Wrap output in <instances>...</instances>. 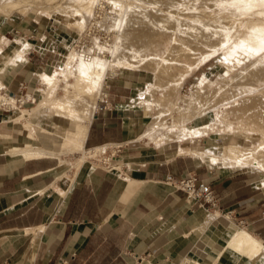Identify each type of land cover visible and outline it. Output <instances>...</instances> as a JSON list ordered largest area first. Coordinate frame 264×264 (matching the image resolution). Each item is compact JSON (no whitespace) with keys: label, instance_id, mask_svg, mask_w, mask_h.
Returning <instances> with one entry per match:
<instances>
[{"label":"crops","instance_id":"crops-1","mask_svg":"<svg viewBox=\"0 0 264 264\" xmlns=\"http://www.w3.org/2000/svg\"><path fill=\"white\" fill-rule=\"evenodd\" d=\"M15 30L24 35L18 39L25 44L24 54L8 58L0 70V87L35 96L37 80L49 75L65 44L54 39L46 22L2 24L0 35ZM149 82L142 72L120 70L99 90L84 147L104 146L107 153L113 152L111 145H120L109 154L120 170L86 162L72 170L60 162L64 154L25 158L10 153L14 145L39 146L37 127L63 134L72 124L33 112L29 121L35 135L29 137L24 123L0 106V264H264L225 249L239 228L219 216L221 210H234L247 223L240 229L264 243V174L213 163L174 142L140 139L150 116L142 105L144 91L137 94ZM204 137L182 146L217 148ZM187 172L210 185L219 199L217 208L188 203L166 182L168 175L179 178Z\"/></svg>","mask_w":264,"mask_h":264},{"label":"rangeland","instance_id":"rangeland-1","mask_svg":"<svg viewBox=\"0 0 264 264\" xmlns=\"http://www.w3.org/2000/svg\"><path fill=\"white\" fill-rule=\"evenodd\" d=\"M5 1L7 2L8 0ZM5 1L2 0L3 4H5L4 3ZM10 1H14V0H10ZM15 1H19V0H15ZM31 1L32 3L35 1L33 3L34 5L32 3L27 4ZM37 1L20 0V3L22 2L24 3V4L23 3L20 4L23 5L21 7L23 9L21 10L22 12L18 11L19 9L18 10L15 9V11L14 10L10 11L11 10L10 8L9 9L6 8L5 12H2L0 9V26L2 24L3 25L7 23L10 24V22H14L15 24H18L21 20H26L28 22H33V20H38V22H46L48 26L51 28V33H53L54 39L63 41V43L65 44L63 50H59L61 52V56L59 57L58 62L54 63V68H50L49 72L46 73V74L55 73L56 75L58 73L57 75L58 77L54 79V83L52 85H50L51 83H49V85L51 86L50 87L48 83L41 84V79H42L41 77L43 75L40 76V80L38 79L36 82L37 83L36 87L38 92H36L34 96L35 98L34 103L27 102L20 107L16 104V101H14L13 99L19 96H24L25 94L28 93L24 92L22 94L15 96L13 94L8 93L6 90H1L0 87V96H2L4 100L6 99L5 101L0 100V106L5 107V109L8 110L7 113H10L11 119L17 117L16 120L22 121L24 123L29 137H33L35 135V129L33 125L30 123L29 118H27L24 115V113L27 112L33 114V112L44 111L45 113L50 115L54 114L56 116L70 120L69 122H71L72 127L69 129L72 130L75 127V123L70 118H67L59 114H55L53 112L49 113L48 110L46 109L47 107L46 108L42 107L41 104L47 100L46 96H48L45 93L43 94L42 91L48 89L47 91L54 94L56 97L62 96L64 94L63 88H65L66 83L75 81V77L73 76L72 73L70 77L69 72L71 71V68L79 69V67H81L82 65L81 64L82 62H80V66H78L79 61H82L83 59L84 60L87 59L88 56V59L90 60H93L95 58L93 61L98 62L99 60L101 64L102 63L107 64L105 76L101 81L102 84L100 86V93L101 90L106 86L105 85L106 81L113 74H116L120 70H135L138 72H142L148 76L150 82L147 83L146 86L142 87L140 91H138L137 96H140V93L144 91V94L142 96V105L145 107V109L148 107H154L152 104L155 103V104H159V108L165 114L164 116L161 117V120L156 122L155 124L156 128L154 129V132L151 133L150 135H147V130H149L148 126L152 121V119L150 118L152 117L146 111L147 114L150 116V118H148V123L146 124L145 130L140 139H143L148 143L151 142L154 144L158 143V144L169 145L170 143L174 142L177 145L178 149H179V145L185 150L192 149L191 151H189L190 154H194L195 152L193 153V150H197V152H205L204 155L208 154L210 156L212 155L210 154V152H212L213 154H216L218 156L221 155L222 157H226L225 153L228 152L227 150L230 149L231 146L229 145L231 144H241V146L245 148H251L259 145V143L261 142L264 143V138H262L261 136L262 135L261 132L262 130H264V121L259 124L258 123L254 124L252 118L245 116L242 113L236 115L229 113L230 115L229 117H227V120L228 122L232 121L231 122V124L233 125L231 126L232 128L231 127L227 129L225 128L224 131L218 132L219 134L209 133L207 137H204L208 141L212 142L210 144L216 145L217 148L215 149H204V148L196 149L191 147L189 148L184 147L182 146V143H188L192 140H198L201 138H194V139L180 138V140H177L174 138L169 139V136L167 135V131L169 129H175L180 125H182L183 121H181L180 118L182 114L185 115L187 119V121H185V124L183 125H185V127L187 128L193 129L207 122H210L211 117L215 115V111L222 113L223 112L222 103H225V105H227L226 108L227 111L233 109V105H232L233 102L228 100L230 95L227 88H230V85H232L230 88L231 90L229 89L231 92L234 86L235 88L239 87V85L241 84L239 83V81H237V84H236V80H234L235 83H230V82L232 81V78L237 74L245 73L247 67L248 68L250 67L249 68L250 70L248 69L247 71L249 72V75L246 76L247 77L246 79L245 78L242 79V86L244 85L248 86L250 83H252V87H255L254 91L252 92L255 94L258 93L264 95V77H263L264 76V0L263 1L251 0L249 2L247 0H243L241 1V3L238 2L237 0V3L239 4H236V2L233 0H209L206 4L203 3V0H176L173 3H169L168 5L167 3L165 4V2L160 5L159 4L152 5L148 2L147 3L144 2L145 3L144 4L139 0H123L124 3L121 2V4H123L121 5V10L115 9V7L110 5L111 4L110 2L115 0H99V1L79 0V2L78 0H64V1L37 0ZM82 1L90 6L81 9L80 2ZM59 2L61 3L58 4ZM76 3H78L79 5ZM3 4L2 3L0 4V8L1 6H3ZM124 4L138 6L140 10L144 9V11H146V13L144 12L146 15L147 14L148 15L157 14L164 16L171 15V17L174 19L176 18L191 19L196 17L203 19L204 17V19L210 21H218L219 24L222 23L220 25L225 26L228 29L227 30L228 32H226L227 34L225 38L221 36L213 37L211 42H209L210 44H212L211 48L206 47L205 43H203L202 45H199L198 51L196 54H194V56L190 57L189 59H185V56H182L181 60L179 61V64L181 65V71L188 72V77L180 86L174 88V90L171 91L172 92L171 94L167 95L166 97H162L158 95V91H151L149 88V84L153 83L155 78L154 72L151 69L142 66H133V65L119 66L118 65L119 63H117L118 61L115 60L116 58L114 59L113 56L111 57L110 50H108L113 48L114 44H116L115 42L117 41L116 40L117 36H115L117 35V28L113 24L112 17L118 18V16L122 14L121 13L123 11L122 8L125 7ZM70 5L72 6L78 5L79 8L71 7ZM155 8L157 9L156 12H155ZM73 10H75L74 13ZM116 10H118L119 12L118 11L116 12ZM4 13L6 16L4 15ZM180 30H178L179 33L177 32V35L182 36L186 32L187 26L181 27ZM144 35L148 39H151L154 42V44H159V46L163 51L169 50L170 48H173L174 46L178 45L176 44L177 41L171 40L170 36H167L166 34L162 35L157 33L154 34L150 32H145ZM19 37L23 38L24 35H22V32L18 30H15L13 32L11 31V33L7 34L6 36L0 35V48L3 47L2 50L0 51V70L2 69V67H5L6 61L8 60L9 57L15 54L17 48L21 44H24L22 40H18ZM13 40H17V42H14ZM130 52L134 53V50ZM95 53H97L98 55L97 54L95 55ZM93 54L95 56H93ZM20 57L22 58L23 55L22 56L20 55ZM96 58L99 59L96 60ZM66 66L70 68V70H68L69 72L66 71L67 70ZM253 66H255V68H253ZM175 69H179V67L175 66ZM7 70H9V68H7ZM62 72L64 75L62 74ZM67 72L69 76L67 75L66 78L65 75L67 74ZM204 76H206L208 79L211 80V85L210 83H207L208 89H205V91L203 90V93L201 92L199 95L195 96L194 98H191L190 92L192 87L194 86V84H198L201 81L202 77ZM253 77L254 79L256 78V80H254ZM252 79L254 80V82L256 81L255 84ZM42 82L44 81L42 80ZM245 82H247V84ZM257 83H259L260 85L256 86ZM59 86H61V88ZM233 91L234 92L238 91V89ZM242 92L243 95L241 96L237 95L238 98L236 97V99H240L239 97L246 98L248 97V95H253V93H251L250 91L249 93L248 92L244 93V91ZM210 96L212 100L215 101L214 103H216L217 105L215 109L217 110L206 112L207 110L206 111L204 110L205 107L200 108V106L197 105V102L200 101V99L202 98L206 99L207 97ZM178 104H180L181 108L186 106L185 107L186 109H184L185 111L178 110L176 107L178 106ZM201 109L203 110L201 111ZM187 110L188 111L190 110L189 113ZM197 111L198 112L200 111V113H198ZM198 117L201 118L202 120L196 119ZM198 120L201 121L199 122L200 125L193 127V125L196 124ZM238 125L241 126L240 129L238 128ZM216 126L217 128H220L222 126V123L220 124L217 123ZM37 129L40 132H42L39 133L40 134L39 146L48 148L46 150H51L54 151L56 154H58V156L54 155V157L57 156L60 158V155L64 152L65 157L63 158V160H60V162L62 164L63 163L71 164L72 170L78 168L80 164H82L83 162L89 163L91 165H93L94 163L96 167H104V168L107 167L108 169L105 168L107 170L110 169L112 170L113 167H114L113 170H117V168L119 170L121 167L113 163L111 159H108L109 158L108 156H110L109 154H111L112 151L107 152L105 156H102V153H100V155L99 153H97L98 155L92 157H91V153L88 152L86 153L82 149H80V151L79 149H77L69 152L70 150L69 148L68 149L62 148L64 144L61 135H63L64 133L60 134V133L48 132L46 129L43 130L41 127H37ZM144 134L146 136H144ZM22 145L24 144L14 145V146H22ZM85 149L89 150L90 148L85 147ZM195 154H197V156L202 157L200 153H195ZM82 155L84 156L83 158ZM80 157L82 159H80ZM255 165L256 167H253ZM255 165L252 163L249 165H246V163L241 165L238 164L236 161H233L231 167L242 166L244 167L245 170L246 169L256 170L258 172H262L261 174H264V165L263 166H259L258 164Z\"/></svg>","mask_w":264,"mask_h":264},{"label":"bare ground","instance_id":"bare-ground-1","mask_svg":"<svg viewBox=\"0 0 264 264\" xmlns=\"http://www.w3.org/2000/svg\"><path fill=\"white\" fill-rule=\"evenodd\" d=\"M3 1H5V0H3ZM60 1H64V0H60ZM139 1L142 3L148 2L152 5L153 4L154 5H156V4L160 5V4L165 2V4L167 3V5H168L169 3H173L176 0H139ZM208 1L209 0H203V3L206 4ZM233 1H235L236 4H239V3H237V0H233ZM241 1H243V0H240V1L238 0V2H240V3H241ZM247 1L249 2L251 0H247ZM247 1H244V2H247ZM78 2H79V0H78ZM121 2L124 3L123 0L111 1L110 5L115 7V9L121 10V5H123V4H121ZM1 3L3 4L2 0H0V4ZM4 3L5 4H3V6H1V8H0L2 12H5L6 8H8V9L10 8L11 9L10 11H12V10L15 11V9H17V10L19 9L18 11L23 10L21 8L23 5H20L23 2L20 3V0L19 1L8 0L7 2L5 1ZM30 3H32V1L27 3V4H30ZM60 3L61 2H59L58 4H60ZM73 3H74V1H73ZM76 4H78V3H76ZM246 4H248V3H246ZM78 5H74V6L70 5V6L75 7V8L76 7L79 8ZM138 5H141V4H138ZM88 6H90V5H88L87 3L83 2V1L80 2V8L81 9L84 7H88ZM124 6L125 7L122 8L123 9V11L121 12L122 14L119 16L117 15L118 18L112 17L113 24L117 28V35H115V36H117V39H116L117 41L115 42L116 44H114V47L112 45L113 48L108 49V50H110L111 57L113 56L114 59L116 58L115 60L118 61L117 63H119L118 64L119 66H125V65L131 66V65H133V66H142V67H146V68L151 69L154 72L155 78H154V82L149 84V88L151 91H158V95H160L162 97H166L167 95L171 94L172 93L171 91L174 90V88L180 86L188 77V72L181 71V65L179 64V61L181 60L182 56H185V59H189L190 57L194 56V54H196L198 51L199 45H202L203 43H205L206 47L211 48L212 44H210L209 42H211L213 37L221 36V37L225 38V36L227 34L226 32H228L227 31L228 29L225 26L220 25L222 23L219 24L218 21H210V20L204 19V17H203V19L198 18V17L191 18V19H186V18L174 19L171 17V15H165V16L164 15H157V14L156 15L155 14H153V15L147 14L146 15L145 14L146 11H144V9L140 10V8L138 6L126 5V4H124ZM137 7H138V9H137ZM168 8H170V7H168ZM157 9H158V7H157ZM157 9L155 8V12ZM118 10H116V12ZM74 11L75 10H73V13H74ZM201 11H203V10H201ZM204 12H207V11H204ZM67 13H68V11H67ZM157 13H160V12H157ZM199 14H201V13H199ZM4 15H5V13H4ZM71 16H72V14H71ZM183 26H187L188 31L186 30L185 34H183L182 36L177 35L178 30H180L181 27H183ZM232 28H233V26H232ZM145 32H150V33H154V34L157 33V34H162V35L166 34L167 36H170L171 40L177 41L176 44H178V45L174 46L173 48H170L169 50L163 51L161 49V47L159 46V44H154V42L151 39H148L144 35ZM132 50H134V53L130 52ZM16 53L18 55V58L20 57V55L22 56L24 54V44H21L17 48ZM96 54L97 53H95V55ZM95 55L93 54V56H95ZM84 58H85V56H84ZM92 58H94V57H92ZM158 58H161V59H158ZM98 59L96 58V60H98ZM104 59H102V60H104ZM93 60L88 59V56H87V59H85V60L83 59L82 61H79L78 66H80V62H82L81 63L82 65H81V67H79V69L71 68L70 72L68 71V70H70V68H68L66 66V68H67L66 71H68L70 73V77H71V73L73 74V76L75 77V81L70 82V83H66L65 88H63L64 94L60 97H56L54 94L47 91L48 89L44 90L46 92L42 91L43 94L45 93L48 96H46L47 100L41 104L43 108L47 107L46 109L48 110L49 113L53 112L55 114L65 116V117L73 120V122L75 123V127L72 130L68 129L67 131L64 132L63 135H61L62 140H63V144H64V146L62 148L63 149L69 148L70 149L69 152L72 150H77V149H79V151H80V149H82L86 153L87 152L91 153V157L98 155L97 153H99V155H100V153H102V156H105V154H106L105 153L106 150H104L105 149L104 146L93 147V148H90L89 150H86L84 147V141H85V138L87 135L89 124L92 120L93 112H94V109H95V106H96V103L98 100L99 90H100V86L102 84L101 81L104 78L105 72L107 69L106 63L101 64V62H99V60H98V62L93 61ZM175 66L179 67V69H175ZM196 66H198V65H196ZM248 66H250V65H248ZM255 66H253V68H255ZM187 67H189V66H187ZM75 68H78V67H75ZM249 68L247 67L246 72L244 71L245 73H243V74L239 73L236 76H234L233 77L234 79L231 77L232 81L231 80H230L231 82L229 81L230 83H235L234 80H236V84H237V81H239V83H241L239 85V87L235 88V86H234V88H232V91L237 90V89H238V91H235V92L231 91L230 92V90H231L230 88L232 85H230V88H227L229 95H230L228 100L233 102V103L231 102L233 105V109L227 111V109H226L227 105H225V103H222L223 112L219 113L218 111H215V110H217V109H215L217 105H216V103H214L215 101L212 100L211 96L207 97L206 99L205 98L203 99L201 97L202 99H200V101L197 102V105H199L200 108L205 107L204 110L205 111L207 110L206 112L215 111V115L211 117V121L207 122V123H205L199 127H195L193 129H190V128L185 127V125H183V124H185V121H187V119H186V116L182 114L180 117L181 121H183L182 125H180L179 127L175 128V129H169L167 131V135L169 136V139L170 138H174L177 140H180V138L189 139V138H193V137L205 136V135H208L209 133L210 134H216L220 131H224L225 128L227 129V128H230L231 126H233L231 124L232 121L228 122V120H227V117H229V115H230L229 113L234 114V115L242 113L243 115L252 118L254 124L255 123L259 124V123L263 122L264 121V95L258 94V93H256V94L253 93L252 91H254L255 87H252V83H250L248 86H246V85L242 86V79H244V78L246 79L247 78L246 76L249 75V72H247ZM68 72L65 75L66 78H67ZM62 74H63V72H62ZM42 75H44V74H42ZM57 75H58V73H57ZM57 75L55 73L49 74V75H44L42 78V80L44 82H41V83H43V84L48 83V85H49V83H51L50 85H52L54 83V79H56V77H58ZM63 75H62V77H63ZM73 76H72V78H73ZM253 76H255V75H253ZM253 79H254V77H253ZM254 80H256V78ZM254 80H253V82H254ZM255 82H254V84H255ZM207 83H210V85H211V80L208 79L206 76L202 77L201 81L198 84H194V86L192 87L191 92H190V97L194 98L195 96L199 95L201 92L203 93V90L205 91V89H208ZM245 83L247 84V82H245ZM257 85H260V84L257 83L256 86ZM59 87L61 88V86H59ZM46 88H48V87H46ZM149 88H148V90H149ZM242 91H244V93H246V92L249 93V91H250L251 93H253V95H248V97H246V98L245 97H239L240 99H236V97L238 98L237 95H239V96L243 95ZM207 95H208V93H207ZM0 100H4L2 96H0ZM13 100L17 102V98H14ZM152 105L154 107L146 108V111L152 117V118H150V119H152V121L148 126L149 130H147V135H150L151 133L154 132V129L156 128V126H155L156 122L161 120V117L165 115L164 112H162V110L159 108V104L153 103ZM152 105H150V106H152ZM176 107L178 110L186 109L185 108L186 106L181 108L180 104H178V106H176ZM152 108L154 111L152 110ZM202 110L203 109H201V111ZM189 111H188V113H189ZM198 113H200V111ZM201 114H204V113H201ZM24 115L30 119L32 114L27 112V113H24ZM21 116H22V114H21ZM209 119H210V117H209ZM171 122H173V121H171ZM217 123H219V124L222 123V126L220 128H217V126H216ZM162 128H163V126H162ZM238 128L240 129L241 126L238 125ZM228 130H230V129H228ZM165 133H166V131H165ZM261 134H262L261 135L262 138H264V130H262ZM144 136H146V135L144 134ZM166 138H167V136H166ZM229 146H231V147L229 150H227L228 152L225 153L226 157H222L220 155L221 156V158H220V156L213 154L212 152H210V154H212L210 156L208 154L204 155L205 152H201L200 154L202 156H207V157L209 156V159L213 163H219V164H223L226 166H231L233 161H236L238 164H241V165L245 164V163H246V165H249L251 163L254 165L258 164L259 166L264 165V155H262V154H264V143L263 142L259 143V145H257V146L251 147V148H245V147L241 146V144H231ZM8 151L12 154L13 153H20V154L24 155L25 158L54 157V155L58 156V154H56L54 151L46 150V149H44L38 145H31V144H24L22 146H11ZM195 153H197V152H195ZM195 153H194V155H195ZM62 154H64V152ZM65 154H67V153H65ZM83 155H82V158L85 156V155L84 156ZM82 158L80 157V159H82ZM110 158H111V156L108 159H110ZM84 159H86V158H84ZM93 165H94V163H93ZM253 167H256V165ZM105 168H107V167H105ZM113 168H112V170H113ZM117 170H118V168H117ZM229 237L230 238L227 239L225 249L232 252V255L234 253L237 256H243V257L247 258L250 261V263L264 260V243L261 242L256 237H254L249 232H247L246 230L239 228L236 230L235 233H233Z\"/></svg>","mask_w":264,"mask_h":264},{"label":"built area","instance_id":"built-area-1","mask_svg":"<svg viewBox=\"0 0 264 264\" xmlns=\"http://www.w3.org/2000/svg\"><path fill=\"white\" fill-rule=\"evenodd\" d=\"M21 87L24 88L25 86L21 84ZM1 90L5 89L1 88ZM16 98V104L20 107L27 102H34L35 100L34 95L30 94H25L24 96ZM109 148L113 149V152H111L113 155L117 152V149L120 148V145H111ZM166 182L171 184L176 190L183 192L188 203H197L198 205L206 206L209 209H215L218 207L219 199L217 194L208 183L201 180L194 172H187L179 178L168 175L166 177ZM219 216L231 221L237 228H245L247 225L245 220L236 218L234 210H221Z\"/></svg>","mask_w":264,"mask_h":264}]
</instances>
